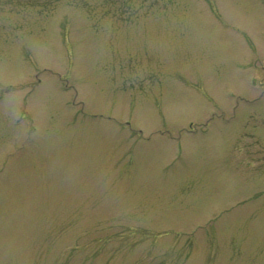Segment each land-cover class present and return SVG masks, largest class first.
<instances>
[{
	"label": "rangeland",
	"instance_id": "rangeland-1",
	"mask_svg": "<svg viewBox=\"0 0 264 264\" xmlns=\"http://www.w3.org/2000/svg\"><path fill=\"white\" fill-rule=\"evenodd\" d=\"M0 264H264V0H0Z\"/></svg>",
	"mask_w": 264,
	"mask_h": 264
}]
</instances>
